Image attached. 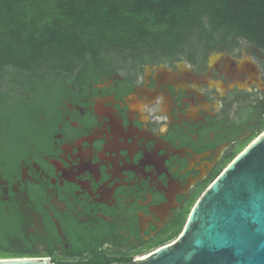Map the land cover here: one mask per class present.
Masks as SVG:
<instances>
[{
	"label": "flooded vegetation",
	"instance_id": "obj_1",
	"mask_svg": "<svg viewBox=\"0 0 264 264\" xmlns=\"http://www.w3.org/2000/svg\"><path fill=\"white\" fill-rule=\"evenodd\" d=\"M235 40L186 57L139 49L127 73L116 58L69 73L56 109L0 171L32 258L130 263L177 240L264 120V51Z\"/></svg>",
	"mask_w": 264,
	"mask_h": 264
},
{
	"label": "trees",
	"instance_id": "obj_2",
	"mask_svg": "<svg viewBox=\"0 0 264 264\" xmlns=\"http://www.w3.org/2000/svg\"><path fill=\"white\" fill-rule=\"evenodd\" d=\"M194 36L201 46L241 37L264 50V0H0V171L80 66L100 68L129 49L176 53ZM32 257L0 198V259Z\"/></svg>",
	"mask_w": 264,
	"mask_h": 264
},
{
	"label": "water",
	"instance_id": "obj_3",
	"mask_svg": "<svg viewBox=\"0 0 264 264\" xmlns=\"http://www.w3.org/2000/svg\"><path fill=\"white\" fill-rule=\"evenodd\" d=\"M0 264L56 263L14 258ZM112 264H264V133L206 189L176 241L144 259Z\"/></svg>",
	"mask_w": 264,
	"mask_h": 264
},
{
	"label": "rangeland",
	"instance_id": "obj_4",
	"mask_svg": "<svg viewBox=\"0 0 264 264\" xmlns=\"http://www.w3.org/2000/svg\"><path fill=\"white\" fill-rule=\"evenodd\" d=\"M236 40H235V44L240 47V46H244L246 44H248V40L244 39V38H241V37H235ZM250 43V42H249ZM252 44V43H251ZM201 46V40L198 39V36H194L192 38H190L186 44L181 48V52L180 54L184 57L188 56V54L191 53V50H194V49H197ZM264 51V50H263ZM137 49H129V50H126V51H123V52H115L114 53V56L116 58V68L118 71H121L123 73H127L129 68H130V65L132 63H134L130 57H132L133 55L136 54ZM0 87H4V84L1 82L0 84ZM264 122V120H263ZM262 133H264V128L262 127H259L257 128L253 135L251 136V139L248 140V141H245L241 147L237 150V156L242 152L244 151L255 139H257ZM236 156V157H237Z\"/></svg>",
	"mask_w": 264,
	"mask_h": 264
},
{
	"label": "snow or ice",
	"instance_id": "obj_5",
	"mask_svg": "<svg viewBox=\"0 0 264 264\" xmlns=\"http://www.w3.org/2000/svg\"><path fill=\"white\" fill-rule=\"evenodd\" d=\"M116 152H119V146H117V148L115 149Z\"/></svg>",
	"mask_w": 264,
	"mask_h": 264
}]
</instances>
